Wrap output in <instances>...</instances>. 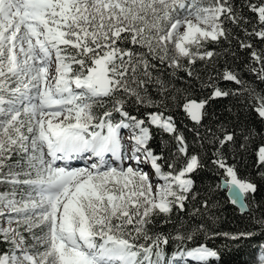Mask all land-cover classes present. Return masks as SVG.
<instances>
[{
  "label": "snow or ice",
  "instance_id": "1",
  "mask_svg": "<svg viewBox=\"0 0 264 264\" xmlns=\"http://www.w3.org/2000/svg\"><path fill=\"white\" fill-rule=\"evenodd\" d=\"M244 8L253 15H244ZM233 39L240 49L250 50L260 65L250 70L264 83V49L257 51L251 42L264 44V0H243L239 8L235 0H0V92L12 97L0 95V105L9 106L0 107V116L6 117L0 120V264L219 261L218 252L204 244H184L202 225L181 234L184 223H173L174 210L183 211L185 201L196 199L190 174L203 165L189 154L184 136L165 112L171 101L199 125L210 100L247 93L264 121V94L244 87L238 74L225 68L219 79L241 89L224 90L209 76L200 86L212 91L197 100L189 90L176 89L164 72L183 71L199 80L198 61L215 68V57L236 55L208 45ZM9 81L16 87L9 88ZM95 107L103 109L100 115ZM129 107L156 111L140 118ZM153 126L171 134L174 151L169 141H161L159 152L151 146ZM122 129L129 130L127 143ZM219 131L212 142L220 149L235 143V131L223 125ZM253 136L248 129L240 148L246 149ZM220 149L212 163L226 171L222 187L233 205L249 211L245 201L255 199L257 185L238 179ZM72 159L86 164H57ZM257 159L264 166V145ZM129 161L149 165L152 176ZM260 175L264 178V172ZM202 207H210L207 200ZM253 221L264 232V217ZM165 224L176 234L158 230ZM174 241L178 250L166 259L165 246ZM259 247L256 264H264V244Z\"/></svg>",
  "mask_w": 264,
  "mask_h": 264
},
{
  "label": "trees",
  "instance_id": "2",
  "mask_svg": "<svg viewBox=\"0 0 264 264\" xmlns=\"http://www.w3.org/2000/svg\"><path fill=\"white\" fill-rule=\"evenodd\" d=\"M239 8L243 0H235ZM258 2V0H253ZM246 16L253 15L247 8L243 9ZM234 35L245 39L244 33L239 29H234ZM254 48L259 51L264 49V44L258 40H252ZM209 50H215L223 53L225 48L235 52V57L228 55H220L214 58L215 68L209 66L205 68L203 62L198 61L196 64L197 71L201 77L199 80L190 79L183 71H178L175 76H169L171 69H166L164 78L170 79L176 89H187L191 92V97L197 100L207 98L211 89L201 88L202 82H208V77L212 76L218 86L224 90L237 91L241 86L234 82L222 81L218 74L222 73L225 68L235 72L245 82L244 87L254 88L257 92L264 94V83L257 79L256 74L250 69L256 67L259 70L260 65L255 63L251 58L247 49H240L237 41L233 39L231 43L222 42L220 45H208ZM149 92L153 99H159L155 93V89L150 87ZM180 104L183 103L181 99ZM169 108L165 115L172 116L178 133L182 134L188 145L190 155H197L203 167L196 172L190 174L195 181L194 194L196 199L185 201V209L183 211H175L172 214L173 223L179 225L184 223L185 227L180 229L181 234L192 232L197 226L202 225L201 231L194 233V239L185 241L187 248H193L197 245L204 244L214 249L219 254V261L212 260L211 264H256L262 249L259 247L264 244V232L254 223L253 217H264V178L260 172H264V166L258 164L257 150L264 145V121L259 118L258 114L252 107L253 102L248 98L247 93L241 95H229L210 100L206 105V116L201 124L197 125L194 121L186 116L182 108L176 107L171 101L168 102ZM128 110L138 117L143 118L146 111H156V109H145L140 107L136 111L135 107H129ZM103 109L94 108L97 115L102 113ZM223 125L228 131H235V143H229L222 149L218 143H213L214 136H220V126ZM251 129L254 133L253 138L248 142L246 149H241L240 145L245 143L243 136L247 134V130ZM99 130V129H97ZM153 139L151 146L160 151L158 147L161 141H169V148L175 150V143L170 140V135L159 131L153 126ZM220 149L222 157L227 166L234 167L238 179L242 181H250L257 185V193L253 200L248 196L246 202L249 211L242 214L238 208L230 202L227 193L221 186L222 179H226V171L218 168L212 161L216 159L214 153ZM167 154V153H165ZM179 167V165H178ZM164 171H168L167 165H164ZM207 200L210 207L205 209L202 207L203 201ZM199 208L200 212L195 213V209ZM164 233L173 231L171 225H161L158 229ZM241 232H255L256 235L248 239L232 240L231 235ZM229 235H224V234ZM142 242V241H141ZM174 241L165 246L166 259L170 258L176 252L177 244ZM177 257L175 260H180Z\"/></svg>",
  "mask_w": 264,
  "mask_h": 264
},
{
  "label": "rangeland",
  "instance_id": "3",
  "mask_svg": "<svg viewBox=\"0 0 264 264\" xmlns=\"http://www.w3.org/2000/svg\"><path fill=\"white\" fill-rule=\"evenodd\" d=\"M8 87L9 88L16 87V84L11 82V81H9L8 82ZM0 95H3L5 97V100H8V99L12 98L8 91L0 92ZM17 106H19V105H17ZM0 107H4L5 109H7L9 106L7 104H4V105H0ZM5 118L6 117H4V116H0V120L5 119ZM21 119L27 121L28 117L24 116L22 114ZM59 119H63V116H61ZM121 135L124 137V142L127 143V137L130 135L129 130L122 129L121 130ZM119 163H120L119 161H116L113 166H116ZM127 163H132L134 167H139L143 171L148 172L150 176H152V170H151L149 165H146V164L136 165L134 162H131V161H129ZM57 164L59 166H67L69 168H80V167H84L85 166L86 161L83 160V159H72V160H68V161H57ZM161 183H162V181H161ZM2 190H4V186H0V191H2ZM173 264H197V262L191 260V258L190 259L188 258V259L174 260ZM210 264H211V261H210Z\"/></svg>",
  "mask_w": 264,
  "mask_h": 264
},
{
  "label": "water",
  "instance_id": "4",
  "mask_svg": "<svg viewBox=\"0 0 264 264\" xmlns=\"http://www.w3.org/2000/svg\"><path fill=\"white\" fill-rule=\"evenodd\" d=\"M224 180H225V179H222V181H221V187H222V185H223V183H224ZM222 189H224V190L226 191L227 196H228V198L230 199V194L227 192V190H226L224 187H222ZM245 202H246V201H245ZM246 203H247V202H246ZM235 206L238 208L239 212L242 213V214L248 212V211H246V212H242V211L240 210V208H239V205H235Z\"/></svg>",
  "mask_w": 264,
  "mask_h": 264
},
{
  "label": "bare ground",
  "instance_id": "5",
  "mask_svg": "<svg viewBox=\"0 0 264 264\" xmlns=\"http://www.w3.org/2000/svg\"><path fill=\"white\" fill-rule=\"evenodd\" d=\"M190 259V258H189Z\"/></svg>",
  "mask_w": 264,
  "mask_h": 264
}]
</instances>
